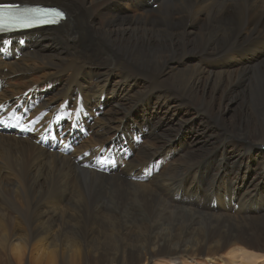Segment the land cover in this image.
Returning a JSON list of instances; mask_svg holds the SVG:
<instances>
[{
	"label": "bare ground",
	"instance_id": "bare-ground-1",
	"mask_svg": "<svg viewBox=\"0 0 264 264\" xmlns=\"http://www.w3.org/2000/svg\"><path fill=\"white\" fill-rule=\"evenodd\" d=\"M18 2L67 17L0 38V264H264V0Z\"/></svg>",
	"mask_w": 264,
	"mask_h": 264
},
{
	"label": "snow or ice",
	"instance_id": "snow-or-ice-1",
	"mask_svg": "<svg viewBox=\"0 0 264 264\" xmlns=\"http://www.w3.org/2000/svg\"><path fill=\"white\" fill-rule=\"evenodd\" d=\"M64 19V12L55 7H29L18 3H0V34L30 30L48 25H58ZM0 123L7 125L6 121H0ZM21 130L26 131L28 129L24 128ZM73 130H78L76 124H73L69 129V131ZM63 134L64 132L61 128L52 139H56L57 136H62ZM119 151L125 155L127 154L124 149H120ZM85 155L87 156L88 153H85ZM97 162L100 164L107 163L105 160H98ZM112 164H116V161L113 160ZM85 166L87 167L88 165Z\"/></svg>",
	"mask_w": 264,
	"mask_h": 264
},
{
	"label": "rangeland",
	"instance_id": "rangeland-1",
	"mask_svg": "<svg viewBox=\"0 0 264 264\" xmlns=\"http://www.w3.org/2000/svg\"><path fill=\"white\" fill-rule=\"evenodd\" d=\"M19 1V0H18ZM49 4H51V5H53L52 3H49ZM157 4V3H156ZM57 6H59V5H57ZM154 6H156V5H154ZM59 7H61V6H59ZM62 8V7H61ZM154 8H157V7H154ZM127 12L128 13H131L130 11H128L127 10ZM147 58V57H146ZM146 61H148V62H153L151 59H149V58H147L146 59ZM38 84V83H37ZM37 84L36 85H32L31 87H33L34 86V89L36 88V86H37ZM29 93V92H28ZM13 99H15V98H13ZM250 102V101H249ZM260 103V99H257V98H254L253 99V101H252V104L253 105H256V104H259ZM250 104H251V102H250ZM251 106V105H250ZM230 116H231V113H228L227 115H226V119L228 120L229 118H230ZM113 138H115V136H112V137H110V139L112 140ZM106 139H100L99 140V143H97V144H100V143H102L103 141H105ZM257 150L258 151H264V149H261L260 147H257ZM262 152H260V153H262ZM116 174V173H115ZM264 185V184H263ZM209 194V193H208ZM181 206V205H180ZM183 207H186L185 205H182ZM175 210H180V211H184V212H186V213H184L183 212V214H185V215H187V216H189L187 213H189L188 211H186V210H184V209H182V208H180V207H177ZM173 216H175V215H177V214H172ZM205 217V218H204ZM204 218V219H203ZM206 218H207V216L206 215H203V217H201L200 218V221L202 220H204L203 222L201 221V226L203 227H205L207 224H206ZM179 219L182 221V224H183V222L185 221V219H186V217L185 216H180L179 217ZM205 222V223H204ZM204 224V225H203ZM207 227V226H206ZM205 227V228H206ZM246 232V233H245ZM239 236H242V237H244L245 239H249V238H254V237H256V236H252L251 235V232H249L248 230H244V231H242V233H239L238 234Z\"/></svg>",
	"mask_w": 264,
	"mask_h": 264
}]
</instances>
